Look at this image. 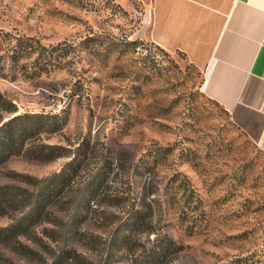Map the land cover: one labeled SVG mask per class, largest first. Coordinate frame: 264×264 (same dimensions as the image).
<instances>
[{
    "label": "rangeland",
    "instance_id": "obj_1",
    "mask_svg": "<svg viewBox=\"0 0 264 264\" xmlns=\"http://www.w3.org/2000/svg\"><path fill=\"white\" fill-rule=\"evenodd\" d=\"M149 29L145 8L133 0L128 6L82 0L76 7L0 0V32L31 37L45 47L38 63L37 52L17 62L1 52L0 92L19 113L64 119L63 130L42 135V142L74 145L83 137L97 142L111 163L110 192L130 191L148 214L146 231L155 233H141L134 249H123L112 264H135L160 233L181 248L166 264H264V150L204 93L203 71L184 53L152 43ZM45 61L51 64L42 70ZM67 161L13 157L0 166V186L25 187L11 173L42 179ZM97 166L93 156L76 186ZM51 210L62 215L64 206ZM123 210L95 201L82 229L107 238L103 219L115 220ZM19 215L0 214V228ZM50 227L43 223L33 228L34 235L0 241V261L38 264L14 247L19 241L42 254L38 239L47 242L44 230ZM71 247L101 260L81 242Z\"/></svg>",
    "mask_w": 264,
    "mask_h": 264
},
{
    "label": "trees",
    "instance_id": "obj_2",
    "mask_svg": "<svg viewBox=\"0 0 264 264\" xmlns=\"http://www.w3.org/2000/svg\"><path fill=\"white\" fill-rule=\"evenodd\" d=\"M72 7L81 5L82 0H54ZM84 7V5H82ZM45 47L31 37L0 32V54L9 53L11 62H17L29 54H43ZM29 52V53H28ZM40 63V62H39ZM51 64L45 61L40 67L44 70ZM40 66V65H39ZM24 64L22 69H26ZM5 68L0 65V73ZM6 74V73H5ZM7 115H10L7 117ZM65 121L57 114L19 113L14 101L0 92V166L13 157L30 161L50 163L66 158L68 161L60 171L42 179L26 174L11 173V178L25 185L0 186V214L18 212L13 222L6 228H0V241L14 240L20 235H34L33 228L40 224H49L44 233L48 241L39 238L43 253L16 242L15 250L38 264H112L120 259L116 257L122 250H133L138 236L151 228L148 214L138 208L136 198L130 191L110 192L108 182L112 169L108 157L97 142L83 137L78 143L70 145H51L42 142L41 136H52L63 130ZM93 156L98 157V166L80 185L76 186L79 172ZM71 193V194H70ZM105 200L114 206L124 208L123 215L115 220L104 218L109 227L107 238L82 229L89 219L92 203ZM64 206L59 215L51 210L52 206ZM81 242L87 248L101 255L94 262L71 247V242ZM180 246L167 233H160L145 248L135 264H166L180 251ZM0 264H15L9 259H1Z\"/></svg>",
    "mask_w": 264,
    "mask_h": 264
},
{
    "label": "crops",
    "instance_id": "obj_3",
    "mask_svg": "<svg viewBox=\"0 0 264 264\" xmlns=\"http://www.w3.org/2000/svg\"><path fill=\"white\" fill-rule=\"evenodd\" d=\"M133 1L145 8L148 39L202 70L204 93L264 150V0Z\"/></svg>",
    "mask_w": 264,
    "mask_h": 264
}]
</instances>
